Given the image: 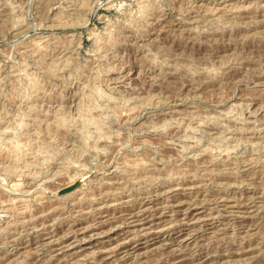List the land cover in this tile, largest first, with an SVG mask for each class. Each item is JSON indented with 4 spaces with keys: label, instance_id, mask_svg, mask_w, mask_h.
Returning <instances> with one entry per match:
<instances>
[{
    "label": "rangeland",
    "instance_id": "rangeland-1",
    "mask_svg": "<svg viewBox=\"0 0 264 264\" xmlns=\"http://www.w3.org/2000/svg\"><path fill=\"white\" fill-rule=\"evenodd\" d=\"M263 68L264 0H0V264H264Z\"/></svg>",
    "mask_w": 264,
    "mask_h": 264
},
{
    "label": "bare ground",
    "instance_id": "bare-ground-1",
    "mask_svg": "<svg viewBox=\"0 0 264 264\" xmlns=\"http://www.w3.org/2000/svg\"><path fill=\"white\" fill-rule=\"evenodd\" d=\"M219 34V33H218ZM264 69V68H263ZM229 70V69H228ZM202 172V171H201ZM62 180V179H61ZM25 181V180H24ZM23 181V182H24ZM65 181V180H64ZM184 181V180H183ZM73 183V182H72ZM77 183V182H76ZM166 183V182H165ZM155 186V185H154ZM192 186H193V184H192ZM68 187V185H66V186H63V187H61V188H67ZM70 187V186H69ZM73 187V186H72ZM155 188V187H154ZM89 190V189H88ZM153 190V189H152ZM247 190V189H246ZM104 191V190H103ZM149 194V193H148ZM66 196V195H65ZM198 201V200H197ZM186 202V201H185ZM91 203V202H90ZM91 206V205H90ZM134 210V209H133ZM81 211V210H80ZM134 215H136V213H133L132 214V217L134 218L135 216ZM63 216V215H62ZM125 216V215H124ZM79 217V216H78ZM117 218V217H116ZM75 220V219H74ZM152 220V219H151ZM37 223V222H36ZM44 223V222H43ZM82 223V222H81ZM47 224V223H46ZM71 224V223H70ZM74 225V224H73ZM37 227V226H36ZM78 227V226H77ZM76 227V228H77ZM18 228V227H17ZM70 229V228H69ZM28 230V229H27ZM179 230V229H178ZM182 230H184V228H182L181 229V231ZM24 231V230H23ZM180 231V230H179ZM180 231V232H181ZM17 232V231H16ZM30 235V234H29ZM158 235V234H157ZM193 235V234H192ZM11 239V238H10ZM40 239V238H39ZM219 239V238H218ZM222 241V240H221ZM224 243V242H223ZM178 251V250H177ZM165 255V254H164ZM169 257V256H168ZM172 259H177V261L176 262H174V263H177V264H179V263H181L185 258H182L181 256H179V255H177V254H172ZM191 261H192V259H191ZM160 262V261H159ZM164 262H166V261H164ZM193 262H194V260H193ZM150 263V262H149ZM163 263V262H162ZM168 263V262H167Z\"/></svg>",
    "mask_w": 264,
    "mask_h": 264
},
{
    "label": "water",
    "instance_id": "water-1",
    "mask_svg": "<svg viewBox=\"0 0 264 264\" xmlns=\"http://www.w3.org/2000/svg\"><path fill=\"white\" fill-rule=\"evenodd\" d=\"M71 187H72V186L62 189V190H61V193H64V192L68 191Z\"/></svg>",
    "mask_w": 264,
    "mask_h": 264
}]
</instances>
